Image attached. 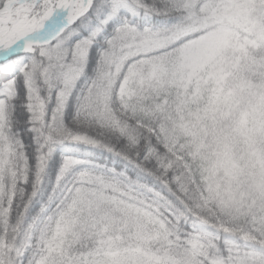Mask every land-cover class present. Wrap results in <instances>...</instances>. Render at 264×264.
I'll use <instances>...</instances> for the list:
<instances>
[{"label": "snow or ice", "instance_id": "1", "mask_svg": "<svg viewBox=\"0 0 264 264\" xmlns=\"http://www.w3.org/2000/svg\"><path fill=\"white\" fill-rule=\"evenodd\" d=\"M0 264H264V0H0Z\"/></svg>", "mask_w": 264, "mask_h": 264}]
</instances>
